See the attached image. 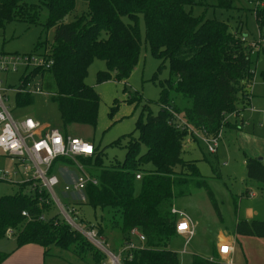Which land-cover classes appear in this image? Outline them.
I'll return each instance as SVG.
<instances>
[{
  "label": "trees",
  "instance_id": "16d2710c",
  "mask_svg": "<svg viewBox=\"0 0 264 264\" xmlns=\"http://www.w3.org/2000/svg\"><path fill=\"white\" fill-rule=\"evenodd\" d=\"M85 1L89 5L88 15L65 22V17L75 10L77 0H0V27L13 21L37 24L41 9L47 8L49 14L43 25L47 31L54 29L51 50L54 64L47 69L25 71L18 88L23 89L38 74L41 90L51 94L64 128L72 124L96 127L101 98L86 83L89 68L97 59L105 61L107 69L98 72V83L129 78L140 58L143 16L145 41L163 61L158 72L169 61L170 76L161 83V109L155 114L145 105L135 126L138 137L132 132L112 143L121 146L127 140L123 160L116 159L106 165L98 146L94 156L81 158L87 171L98 180L97 184L87 185L86 195L93 208L112 214L111 227H121L125 242L135 227L146 235V247L133 250L132 257H127L124 264H180L176 253L167 248L179 236L175 200L203 190L223 220L209 177L201 172L197 160L183 157L185 140L203 130L219 137L228 126L242 129L244 116L236 117L241 119L236 124L228 122L225 115L243 113L240 104L244 103L246 109L250 105L247 87L254 80L251 55L242 47V40L229 31L226 22L197 17L187 9L203 0ZM238 1L217 0V6L234 9ZM251 1H258L255 15L262 32L264 0ZM123 17H128L131 23H126ZM104 33L107 36L103 37ZM41 43L40 39L36 51L26 55L44 52ZM34 101V93L16 92L17 107L32 105ZM181 121L183 128L179 126ZM63 132L68 135L66 130ZM194 139L198 143L201 140L196 135ZM59 162L71 163L68 158H61ZM56 166L55 163L53 171ZM246 169L249 179L264 185L261 159L246 155ZM49 201L50 193L32 180L20 184L16 193L1 197L0 239L9 230H17L16 248L37 244L44 248L46 256L52 247L77 256L90 252L94 261L102 264L107 255L87 242L82 232L58 216L49 215ZM25 211L27 216L23 214ZM99 227L102 235L104 227ZM235 231L239 235L264 237V220L240 219ZM212 254V259L194 254L190 264H225L218 261L215 246ZM9 255V252L1 253L0 263Z\"/></svg>",
  "mask_w": 264,
  "mask_h": 264
},
{
  "label": "rangeland",
  "instance_id": "374dc122",
  "mask_svg": "<svg viewBox=\"0 0 264 264\" xmlns=\"http://www.w3.org/2000/svg\"><path fill=\"white\" fill-rule=\"evenodd\" d=\"M257 5L258 1L239 0L234 9L228 10L218 7L217 0H203L201 4L187 6V9L191 10L193 15L197 17L204 16L205 19H217L226 22L229 26V31L242 40V47L246 48V51L250 53L253 62L252 71L254 73L251 91L257 95L252 100L255 109L252 110L250 107L246 109L244 107L242 110L246 109L244 111L246 114L245 120L251 122L248 132L264 137V124L263 126L259 125L260 121L263 120L261 112H264V29L261 32L257 24L255 15ZM88 11V3L85 0H77L75 10L69 13L64 21L72 22L77 17L87 16ZM48 14V9L43 8L37 24L13 21L7 23L4 28L0 27V59L1 57L12 56L18 62L15 69L4 70L0 68V91L4 94L5 99L8 98V100H5L7 106L13 111L15 117L31 116L41 121L50 122L62 130H66L68 135L81 137L93 143L95 147H100V150L103 151V160L106 165H110L116 159L123 160L127 151L125 147L127 140L121 146H114L112 143L125 134L135 132L136 122L145 105H149L153 113H159L161 109L159 102L162 89L161 83L170 76L169 61H166L165 67L158 72L159 66L163 61L152 53L149 44L145 41L146 27L144 18L141 16V53L139 62L130 77L120 81L109 80L98 83V72L107 69L105 61L97 59L89 68L86 83L93 86L101 98L97 126L72 124L64 128L60 111L57 104L52 101L50 93L35 90L34 104L26 107H17L16 105V90L21 83L23 73L28 70L30 72L34 70L32 67L27 68L23 60L18 58L36 51V44L40 39L42 42L41 49L52 50L54 29L47 31L43 25ZM123 20L126 23H131L128 17H123ZM104 36L107 35L104 33ZM42 51L38 52L41 53ZM39 82L40 77L36 74L27 84L29 83L30 89H36L39 86ZM247 90L249 94L248 87ZM240 96V98H243V95L240 94ZM244 105V103L243 105L240 104V107ZM112 108L114 110L110 114ZM227 121H234L238 124L241 120L229 118ZM194 135L185 140L186 147L183 157L187 160H197L201 172L209 177V182L219 203L223 220L219 218L207 192L203 190L175 200L176 210L187 212L198 223L194 236L187 244V253H183L185 246L183 236H177L170 244V249L176 253L180 264H190L194 254L210 258L213 251L211 238L218 228L234 230V221L235 217L238 216L239 210V194L244 191V186H247L244 183V179L247 181L249 179L246 168L243 165V161L248 155L245 153H249V150L240 146L236 139L227 141L228 145L222 144L218 155L209 154L202 140L199 143H195ZM135 137H138V132H135ZM251 150L254 151V149ZM11 163L0 152V170L11 169ZM71 170L74 175L78 174L76 168L71 167ZM177 171L180 172L181 167H178ZM65 179L70 181L68 177ZM249 180L257 182L253 179ZM65 183V181H62L60 185L54 188L60 203L65 209L74 207L72 214L78 216L75 218L78 224L83 230H94L97 233V239L102 242L103 246L98 245L88 237L86 241L105 255L104 248L116 254L121 252L125 244V237L120 226L111 227L112 214L101 208H93L88 204V201L73 200L72 193L65 192ZM19 186L20 184L9 181H0V198L16 193ZM137 188L139 190V184ZM49 205V215L58 216L62 222H65L61 207L52 193ZM99 226L104 227L102 235H99ZM16 239L17 230H14L10 236L7 234L4 239H0V254L14 250L17 245ZM257 247L254 249V245H248V243L237 245L233 253V263L246 264V259L249 260V264L253 263V258L257 257L254 252ZM3 264L100 263L94 261L90 252L77 256L71 251L52 247L51 253L46 256L40 246L31 244L22 247L18 253L12 254Z\"/></svg>",
  "mask_w": 264,
  "mask_h": 264
},
{
  "label": "built area",
  "instance_id": "2783aa9c",
  "mask_svg": "<svg viewBox=\"0 0 264 264\" xmlns=\"http://www.w3.org/2000/svg\"><path fill=\"white\" fill-rule=\"evenodd\" d=\"M18 59L23 60L27 68L42 67L47 69L54 64L51 50L23 55ZM17 65V60L12 56H5L0 59L1 69H15ZM27 73H30V71L28 70ZM28 84L23 89L17 88L16 92L26 90L34 93L35 90L42 91L40 82L36 89H30ZM5 100H8V98L5 99L4 94L0 91V152L12 163L11 169L0 170V181L5 180L16 184H23L31 180L35 181L40 189L46 190L50 195L53 194L61 207L66 223L73 229L82 232L98 245L103 246L102 242L97 239V233L94 230H83L78 224L75 219L77 217L72 214L74 207L65 209L54 192V188L65 181V192H71L73 200L87 202L86 187L90 183L97 184L98 180L87 171L81 158L95 155L96 147L94 144L78 136L65 135L61 128L50 122L41 121L31 116L15 117ZM243 116V113H229L225 115V119L243 118ZM179 126L183 128L184 122L181 121ZM194 134L204 142L208 152L211 154L218 153L220 135L214 137L208 135L205 130L194 132ZM61 158H68L71 163H57V160ZM55 163L57 166L56 170L53 171ZM71 167L77 169V175L73 174ZM66 177L70 181H67ZM137 178L140 179L141 175H137ZM176 213L179 216L176 224L177 232L186 238L184 249L186 251L187 244L194 236L195 230L185 213ZM23 214L27 216L26 211ZM41 218L43 219L44 216ZM12 232V230H9L7 234L10 236ZM128 238L122 251L117 254L104 248L108 259L103 264H124L127 257H132L130 253L133 250L146 247L147 237L138 227L131 229ZM232 252L233 245L230 243L220 244L218 246V261L225 264H234L231 256Z\"/></svg>",
  "mask_w": 264,
  "mask_h": 264
},
{
  "label": "crops",
  "instance_id": "0c3cea01",
  "mask_svg": "<svg viewBox=\"0 0 264 264\" xmlns=\"http://www.w3.org/2000/svg\"><path fill=\"white\" fill-rule=\"evenodd\" d=\"M252 87H253V84L249 88V91H250L249 97L251 98V100H250V105L248 107H250L252 110H254L255 107L253 105L252 100H253V97L257 94L252 93V91H251ZM244 107L245 106L240 107V111H242L244 114V119H243L244 123H243L242 129L234 130L231 128H224L220 133L219 148H220V146L222 147V144L226 145L227 141L229 142L233 139H236V141L240 144V146H242L246 150H249V153H245V154H248L247 156L257 157V158L261 159L264 163V137H262L260 135L256 136L255 134H250L248 132L250 127H251V122L248 120H245L246 114L244 111H246V109L242 110ZM261 115L263 117V120L260 121L259 125L263 126V124H264V112H261ZM239 120H241V119H239ZM232 122L235 123L234 121H232ZM240 123H241V121L238 124H240ZM252 123H253V125H255L254 122H252ZM254 132H255V130H254ZM195 143H198V142H195ZM251 149H254V151H252ZM219 152L220 151L218 149V153H217L218 155H219ZM226 164H227V162H226ZM243 165L246 168V158L243 161ZM246 173H247V169H246ZM244 183L247 186L246 187L244 186V188H243L244 191L241 194H239L240 195L239 199H238L239 210H238V216L235 217V221H234L235 226H236L237 221L240 219L264 220V185L260 182H254V181H251L249 179H248V181L246 179H244ZM175 210H176V207H175ZM176 212L185 213L186 217L191 222V225L193 226L194 230H196L198 223L196 221H194L193 218L190 217V215L187 212L178 211V210H176ZM235 226H234V230H232V231L229 230L228 228L227 229L218 228L217 232L214 233L211 240L213 242V247L214 246L216 247L217 253H218V246L220 244L230 243L231 245H233V252L231 253V256L233 258V253L236 250V246L237 245H243L244 243H248V245H254V249L258 246L257 249L254 251L257 254V257L253 258L254 262L250 263V264H264V237L239 235L235 231ZM194 234H195V232H194ZM179 236H183V235H179ZM183 237H184L185 244H186V238H185V236H183ZM28 245H31V244H27V245H24L22 247H26ZM35 245H37V244H35ZM38 246H40V245H38ZM22 247L15 248L14 250L10 251L9 252L10 255L4 261H2L0 264H3L12 254L18 253ZM40 247L43 249V254H45L44 248L42 246H40ZM167 248L170 249V245H168ZM184 249H185V246L183 248V253H187V251H185ZM197 255H200V254H197ZM206 258H208V257H206ZM212 258H213V254L210 257V259H212ZM192 260H193V257H192L190 263L192 262ZM246 264H249L248 259H246Z\"/></svg>",
  "mask_w": 264,
  "mask_h": 264
},
{
  "label": "snow or ice",
  "instance_id": "6c2138e0",
  "mask_svg": "<svg viewBox=\"0 0 264 264\" xmlns=\"http://www.w3.org/2000/svg\"><path fill=\"white\" fill-rule=\"evenodd\" d=\"M89 151H90V149H89ZM183 227V226H182ZM226 250V249H225Z\"/></svg>",
  "mask_w": 264,
  "mask_h": 264
}]
</instances>
